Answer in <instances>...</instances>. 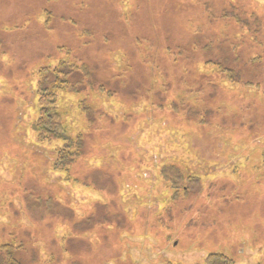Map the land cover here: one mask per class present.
<instances>
[{
	"label": "rangeland",
	"instance_id": "obj_1",
	"mask_svg": "<svg viewBox=\"0 0 264 264\" xmlns=\"http://www.w3.org/2000/svg\"><path fill=\"white\" fill-rule=\"evenodd\" d=\"M57 69L82 137L62 170L63 143L33 131ZM13 239L23 264H264V0H0V247Z\"/></svg>",
	"mask_w": 264,
	"mask_h": 264
},
{
	"label": "trees",
	"instance_id": "obj_2",
	"mask_svg": "<svg viewBox=\"0 0 264 264\" xmlns=\"http://www.w3.org/2000/svg\"><path fill=\"white\" fill-rule=\"evenodd\" d=\"M241 16L237 17V21L241 20ZM241 23V22H240ZM72 73V69H70ZM232 75L233 71H228ZM44 81L40 82L38 92V119L33 125V131L36 134L38 143H63V146L56 151L55 170H62L71 166L82 155V137H73V134L67 132L63 114L60 113L58 105V95L54 88L63 89L70 87L73 81L66 80L70 72L62 74L60 69L54 71H42ZM48 74H53L52 81L48 82ZM78 80V79H77ZM76 80V84L79 80ZM100 91H105L101 88ZM110 96V95H109ZM14 242L2 244L0 247L1 264H23L20 259L15 257L17 252L25 250V246L13 239ZM229 259L222 254H214L205 260V264H229Z\"/></svg>",
	"mask_w": 264,
	"mask_h": 264
}]
</instances>
